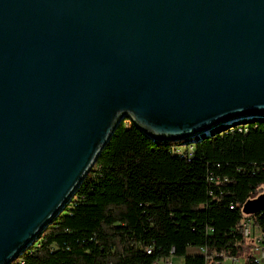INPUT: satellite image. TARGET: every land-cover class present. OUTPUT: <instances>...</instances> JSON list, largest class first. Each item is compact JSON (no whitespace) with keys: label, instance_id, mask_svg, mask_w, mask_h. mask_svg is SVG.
<instances>
[{"label":"water","instance_id":"1","mask_svg":"<svg viewBox=\"0 0 264 264\" xmlns=\"http://www.w3.org/2000/svg\"><path fill=\"white\" fill-rule=\"evenodd\" d=\"M124 118L182 144L264 121V0H0V264Z\"/></svg>","mask_w":264,"mask_h":264},{"label":"trees","instance_id":"2","mask_svg":"<svg viewBox=\"0 0 264 264\" xmlns=\"http://www.w3.org/2000/svg\"><path fill=\"white\" fill-rule=\"evenodd\" d=\"M261 185V119L182 144L154 140L124 118L69 202L8 264H154L171 249L181 264H207L212 254L245 260L250 245L239 223L246 218L264 236V206L249 215L240 208Z\"/></svg>","mask_w":264,"mask_h":264},{"label":"built area","instance_id":"3","mask_svg":"<svg viewBox=\"0 0 264 264\" xmlns=\"http://www.w3.org/2000/svg\"><path fill=\"white\" fill-rule=\"evenodd\" d=\"M209 135V133H208ZM202 137H200L198 140H200ZM196 140V139H195ZM240 226L242 228V236L248 240V243L250 245L249 252L247 253V258L245 260H242L241 264L244 262L246 264H264V236L259 232L256 228H254L250 221H248L246 218L242 219L240 221ZM188 250H191V253H195L198 255H204V249L203 248H189ZM145 253L150 252V248L144 249ZM171 253L172 249L169 252V255L167 257H163L162 259L156 261L154 264H172L171 262ZM219 254H212L211 259L207 261V264H221V261L223 259H228L232 262L236 261V258L233 257H224L222 260H218L216 257H218ZM216 258V259H215Z\"/></svg>","mask_w":264,"mask_h":264},{"label":"rangeland","instance_id":"4","mask_svg":"<svg viewBox=\"0 0 264 264\" xmlns=\"http://www.w3.org/2000/svg\"><path fill=\"white\" fill-rule=\"evenodd\" d=\"M181 149H182V147L180 146L177 148V151L179 152ZM261 191H262V193L264 192V185H261ZM243 259H244L243 256L238 257V259H236V261H235V264H241ZM171 260H172V264H180L181 263L180 260L177 258H172ZM221 264H231V261L228 259H223L221 261Z\"/></svg>","mask_w":264,"mask_h":264},{"label":"crops","instance_id":"5","mask_svg":"<svg viewBox=\"0 0 264 264\" xmlns=\"http://www.w3.org/2000/svg\"><path fill=\"white\" fill-rule=\"evenodd\" d=\"M190 251H191V250L186 249V253H189V254H190V253H191ZM236 259H238V258H236ZM179 260H180V259H179ZM171 262H172V260H171ZM180 262H181V260H180ZM180 264H181V263H180ZM231 264H235V261L232 262Z\"/></svg>","mask_w":264,"mask_h":264}]
</instances>
